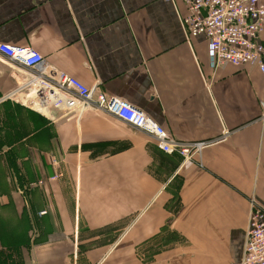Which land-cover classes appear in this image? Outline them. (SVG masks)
<instances>
[{"label": "crops", "instance_id": "1", "mask_svg": "<svg viewBox=\"0 0 264 264\" xmlns=\"http://www.w3.org/2000/svg\"><path fill=\"white\" fill-rule=\"evenodd\" d=\"M187 14L183 0H0V43L38 51L45 78L208 142L185 162L103 111L38 114L21 100L33 72L0 58V264H240L251 202L264 209V74L216 69Z\"/></svg>", "mask_w": 264, "mask_h": 264}, {"label": "built area", "instance_id": "2", "mask_svg": "<svg viewBox=\"0 0 264 264\" xmlns=\"http://www.w3.org/2000/svg\"><path fill=\"white\" fill-rule=\"evenodd\" d=\"M188 14L182 18L188 44L203 36L213 54L215 68H242L257 63L264 74V2L262 0H183ZM0 58L18 68L32 71L20 91L30 108L82 114L96 109L155 139L159 150L178 155L185 162L201 157L208 142L185 143L177 140L145 111L85 86L60 71L45 78L44 58L28 46L0 43ZM39 72V74H35ZM56 163V162H55ZM240 264H264V209L251 202L248 228Z\"/></svg>", "mask_w": 264, "mask_h": 264}, {"label": "water", "instance_id": "3", "mask_svg": "<svg viewBox=\"0 0 264 264\" xmlns=\"http://www.w3.org/2000/svg\"><path fill=\"white\" fill-rule=\"evenodd\" d=\"M17 103L20 104V101L17 100ZM24 105H25V104H24ZM25 106H26V105H25ZM53 111H55V110H43V109H37V110H36V112H37L38 114H42V115L49 114V116H52V113H51V112H53ZM50 114H51V115H50ZM52 119H53V116H52Z\"/></svg>", "mask_w": 264, "mask_h": 264}, {"label": "rangeland", "instance_id": "4", "mask_svg": "<svg viewBox=\"0 0 264 264\" xmlns=\"http://www.w3.org/2000/svg\"><path fill=\"white\" fill-rule=\"evenodd\" d=\"M10 169H11V167H8V168L6 169V172H7L8 170H10ZM6 172H5V169H4V173H6Z\"/></svg>", "mask_w": 264, "mask_h": 264}]
</instances>
